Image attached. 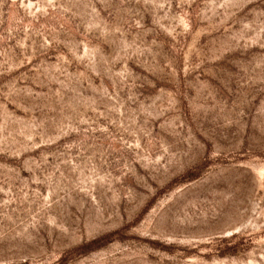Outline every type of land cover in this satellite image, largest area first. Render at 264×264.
Listing matches in <instances>:
<instances>
[{"label":"rangeland","instance_id":"1","mask_svg":"<svg viewBox=\"0 0 264 264\" xmlns=\"http://www.w3.org/2000/svg\"><path fill=\"white\" fill-rule=\"evenodd\" d=\"M0 264H264V0H0Z\"/></svg>","mask_w":264,"mask_h":264}]
</instances>
